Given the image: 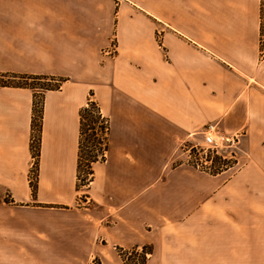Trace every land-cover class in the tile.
Instances as JSON below:
<instances>
[{
	"label": "crops",
	"instance_id": "obj_1",
	"mask_svg": "<svg viewBox=\"0 0 264 264\" xmlns=\"http://www.w3.org/2000/svg\"><path fill=\"white\" fill-rule=\"evenodd\" d=\"M264 0H0V72L63 78L43 92L36 189L33 91L0 86V264H264ZM107 149L77 186L80 109ZM213 123L241 137L210 172L180 150ZM202 141V139H201Z\"/></svg>",
	"mask_w": 264,
	"mask_h": 264
},
{
	"label": "trees",
	"instance_id": "obj_2",
	"mask_svg": "<svg viewBox=\"0 0 264 264\" xmlns=\"http://www.w3.org/2000/svg\"><path fill=\"white\" fill-rule=\"evenodd\" d=\"M63 78L57 77L54 75L48 74H27V73H10V72H0V86H13V87H25L33 90V99H32V120H31V150L33 155V165L30 171V186L32 192H35L36 189V178H37V162L39 154V140H40V121L42 113V97L43 92L48 89H56L59 87ZM37 90V91H36ZM90 113H95V118H100V136L97 140V146H95V153L83 155V147H89V145L84 144L83 135L86 134V131H89V135H97L96 128L94 127L95 119H88ZM88 114V115H87ZM80 118H81V129H80V152L78 157L77 165V186L79 187L78 180L82 173V168L85 169L86 177L83 180L82 185L85 186L92 179V164L96 161H101L104 159L105 151L107 149V131H108V120L101 116L99 107L97 103L93 100L88 99L86 105L82 106L80 109ZM87 128V129H86ZM185 145L187 144L184 143ZM212 159L219 161L220 164L227 165L228 162L220 155H212L209 153ZM191 164V163H190ZM223 166H220L222 168ZM83 169V170H84ZM219 170V169H218ZM214 172L217 169L213 170ZM212 171V172H213ZM123 257L124 254L121 253ZM139 258L135 261H124L126 264H143L146 260V250L144 248L143 252L139 254Z\"/></svg>",
	"mask_w": 264,
	"mask_h": 264
},
{
	"label": "rangeland",
	"instance_id": "obj_3",
	"mask_svg": "<svg viewBox=\"0 0 264 264\" xmlns=\"http://www.w3.org/2000/svg\"><path fill=\"white\" fill-rule=\"evenodd\" d=\"M262 27L264 30V2L262 3ZM264 41V39H263ZM33 91V90H32ZM37 91V90H36ZM88 115V114H87ZM95 119V124H94V127L96 128V133L97 135H89V131H86V134L83 135V141H84V144L86 145H89V147H86L84 146L83 148V155H86V154H93L95 153V146H97V140L99 139V136H100V131H99V126H100V121L101 119L100 118H95V113H90L88 115V119ZM87 129V128H86ZM197 137L195 139H193V141H188L187 144H183L182 146V149L180 150V154H181V158L183 160H186L187 162L191 163L193 166L196 165V162H201L203 163L202 166H195V167H198L200 169H203V170H207V166L204 165V162H206L207 165H209L210 169L208 171L212 172L213 170L215 169H219L220 166H223V164H220L219 161L215 160L214 158L212 159V157H210L209 155V152H203L201 150V147L199 146V144L201 143V139L203 138V135L201 133H197L196 135ZM241 137V136H240ZM95 144V146H94ZM238 146V145H237ZM227 151H229V149H224V151L222 150V153L223 154H226ZM235 149H233V156L235 155L234 153ZM214 155H219V154H215L213 153ZM212 154V155H213ZM233 156H229L228 158H223L224 161L226 162H229L230 160H233L234 157ZM34 161V160H33ZM84 168H82V173L80 175V179L78 180V183H79V187H82L83 188V180L84 178L86 177V172H85V169L83 170ZM146 252L149 250V248L147 247H144ZM124 256L122 258H124L125 260H128V261H135L137 260L140 256L137 254V253H133V252H124L123 253ZM148 255L146 254V259H147ZM101 259L102 258H99L97 256L95 257H92L91 258V262L90 264H102L101 262Z\"/></svg>",
	"mask_w": 264,
	"mask_h": 264
},
{
	"label": "built area",
	"instance_id": "obj_4",
	"mask_svg": "<svg viewBox=\"0 0 264 264\" xmlns=\"http://www.w3.org/2000/svg\"><path fill=\"white\" fill-rule=\"evenodd\" d=\"M203 135L202 141L199 144L203 152H209L211 154H219L222 158H228L233 156V149H236L240 141V132H235L232 134H224L220 132L215 124L209 123L204 125L199 131ZM229 149L226 154L222 153V150ZM202 166L203 163L196 162L195 166ZM204 165L207 166V170L210 169L209 165L204 162Z\"/></svg>",
	"mask_w": 264,
	"mask_h": 264
}]
</instances>
